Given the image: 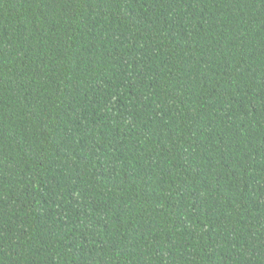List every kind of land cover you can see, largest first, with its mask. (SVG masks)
<instances>
[{"label": "trees", "instance_id": "16d2710c", "mask_svg": "<svg viewBox=\"0 0 264 264\" xmlns=\"http://www.w3.org/2000/svg\"><path fill=\"white\" fill-rule=\"evenodd\" d=\"M0 264H264V0H0Z\"/></svg>", "mask_w": 264, "mask_h": 264}]
</instances>
